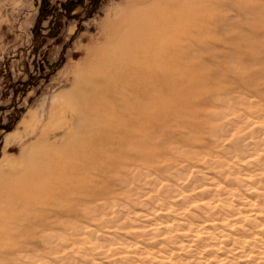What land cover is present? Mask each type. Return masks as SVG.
Wrapping results in <instances>:
<instances>
[{"label": "rangeland", "instance_id": "1", "mask_svg": "<svg viewBox=\"0 0 264 264\" xmlns=\"http://www.w3.org/2000/svg\"><path fill=\"white\" fill-rule=\"evenodd\" d=\"M0 264H264V0H0Z\"/></svg>", "mask_w": 264, "mask_h": 264}, {"label": "bare ground", "instance_id": "2", "mask_svg": "<svg viewBox=\"0 0 264 264\" xmlns=\"http://www.w3.org/2000/svg\"><path fill=\"white\" fill-rule=\"evenodd\" d=\"M178 198V197H177ZM200 199V198H199ZM199 202H202V201H199ZM203 202H204V200H203ZM211 202V201H210ZM202 204V203H201ZM211 204H213V203H211ZM202 206H205L206 207V205H202ZM208 206V205H207ZM246 212V211H245ZM183 213V212H182ZM234 216V215H233ZM180 218H182L181 216H180ZM193 220H194V218H192ZM219 219H221V218H219ZM181 220H183V221H181V222H179L180 224H182V225H184V228H179L178 230L179 231H182V232H186V233H190V234H192V236L191 237H193V235L194 234H196L198 231H199V229H201V228H204V226H206L207 224H208V222L206 223L204 220H201V221H197V222H194L193 220V222H189V221H187L186 219H185V216L181 219ZM221 220H223V219H221ZM215 221V220H214ZM211 224H213L212 222H211ZM232 224H234V223H232ZM207 229V228H206ZM184 230V231H183ZM204 230V229H203ZM203 230H202V233H203ZM178 231V232H179ZM205 231V230H204ZM201 232V231H200ZM180 234V233H179ZM183 234V233H182ZM198 236V235H197ZM190 239V238H189ZM186 241V240H185ZM161 250V249H160ZM172 251V250H171ZM170 252V251H169ZM159 253V252H158ZM158 253H155V258H156V256H157V258L159 257V260L161 259V258H166V257H169L170 256V254L169 253H165V254H167V255H165L164 254V256L162 255H159ZM163 253V252H162ZM158 260V261H159ZM167 261V260H166ZM165 261V259H164V262H166Z\"/></svg>", "mask_w": 264, "mask_h": 264}]
</instances>
